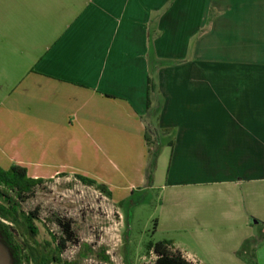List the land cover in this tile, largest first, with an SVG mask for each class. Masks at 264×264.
Returning <instances> with one entry per match:
<instances>
[{
    "label": "crops",
    "instance_id": "1",
    "mask_svg": "<svg viewBox=\"0 0 264 264\" xmlns=\"http://www.w3.org/2000/svg\"><path fill=\"white\" fill-rule=\"evenodd\" d=\"M160 99L158 126L177 132L152 180L169 152L159 184L188 187L191 211L172 226L161 217L159 229L171 228L165 238L194 264L234 260L256 233L248 215L264 222V0H0V139L10 166L46 179L62 167L83 174L57 154L147 152L146 116ZM214 186H223L218 213L206 196ZM212 221L231 226L220 246L202 225ZM256 260L264 264V241Z\"/></svg>",
    "mask_w": 264,
    "mask_h": 264
},
{
    "label": "rangeland",
    "instance_id": "2",
    "mask_svg": "<svg viewBox=\"0 0 264 264\" xmlns=\"http://www.w3.org/2000/svg\"><path fill=\"white\" fill-rule=\"evenodd\" d=\"M178 61L175 60V63ZM160 100L159 105L156 104L157 107L155 106L146 116L155 126H158L162 110L163 103L162 99ZM167 129L170 131L161 135L158 159L169 142L176 140L177 128ZM3 141L0 139V160L4 167L9 168V157L3 154L1 148ZM85 142L89 141L85 140ZM85 145L87 146L86 143ZM88 148H91V145ZM103 153L105 155L90 150V156L83 158L73 154L69 156L57 154L54 157L59 161L69 157L70 160L66 161L67 168H74L93 178L97 185L106 186L111 195L97 185L82 183L75 172L71 173L70 170H64L65 167H62L66 172L44 179L45 181L37 186L25 201L20 202L21 208L26 212L39 209V220L35 221V231L17 228V235L21 241L32 246L46 245V240H51V234H60V228L54 220L59 216L72 220L79 240V243H68L61 255L64 260H76L79 264H102L99 256L103 250L110 257L104 264H142L155 260L154 253H147L146 244L172 234L171 228L159 229L163 226V222L160 223L161 217L169 226L174 222L188 220L186 216L191 211L189 188L169 187L165 190L162 184H159L165 179L169 152L162 156L163 169L158 175L157 184H154L152 179L158 159L156 168L151 174L148 148L147 152L143 149L139 151L131 149L116 156L106 154V151ZM20 156L26 157L24 154L15 157ZM150 175H152L151 181ZM139 176H143L142 182ZM131 183L134 184V188L129 187ZM2 189L3 187H0V190ZM222 192L223 186H214L206 192L210 203H215L211 208L215 213L226 209L221 207L225 202ZM248 221L256 233L253 235V232L250 234L249 231L243 247L235 253L232 252L234 260L219 264H253L252 254L255 252L256 256V250L264 241V234L259 231L260 225L264 222L249 215ZM183 225L188 228L187 224L183 223ZM202 225L210 233V242L218 246L222 243V236L229 231V228L231 229V226L217 225L213 221L203 222ZM234 228L238 231L237 225H234Z\"/></svg>",
    "mask_w": 264,
    "mask_h": 264
},
{
    "label": "trees",
    "instance_id": "3",
    "mask_svg": "<svg viewBox=\"0 0 264 264\" xmlns=\"http://www.w3.org/2000/svg\"><path fill=\"white\" fill-rule=\"evenodd\" d=\"M154 91V84L149 78L147 90V106L150 107L151 92ZM170 129L159 128L153 123H146L145 141L148 147L150 158L151 174L156 168L160 149L161 135L169 132ZM173 141L169 146H173ZM76 177L86 185H97L96 180L83 175L76 174ZM152 175H150L151 181ZM45 180L43 178H33L27 173V169L20 165L13 164L8 169L0 166V232L3 241L9 246L13 254L14 264H79V261L64 260L61 255L67 248L68 243H79L71 219H64L56 216L55 222L60 228V234H51V240H46V245H29L20 240L17 228L35 231V221L39 220V209L26 212L21 208L20 202L25 201ZM100 189L111 195L104 185L98 184ZM13 193V194H12ZM7 221L9 223H6ZM147 253H154L155 260L142 264H194L179 249L176 248L172 239H161L156 242L146 244ZM255 252L252 254L253 264H257ZM102 264L108 262L110 257L105 250L99 256Z\"/></svg>",
    "mask_w": 264,
    "mask_h": 264
},
{
    "label": "water",
    "instance_id": "4",
    "mask_svg": "<svg viewBox=\"0 0 264 264\" xmlns=\"http://www.w3.org/2000/svg\"><path fill=\"white\" fill-rule=\"evenodd\" d=\"M0 264H14L13 254L0 232Z\"/></svg>",
    "mask_w": 264,
    "mask_h": 264
},
{
    "label": "flooded vegetation",
    "instance_id": "5",
    "mask_svg": "<svg viewBox=\"0 0 264 264\" xmlns=\"http://www.w3.org/2000/svg\"><path fill=\"white\" fill-rule=\"evenodd\" d=\"M0 187H2V186H0ZM4 222H6V223H9V222H7V221H4ZM15 232L17 233V231L15 230Z\"/></svg>",
    "mask_w": 264,
    "mask_h": 264
}]
</instances>
